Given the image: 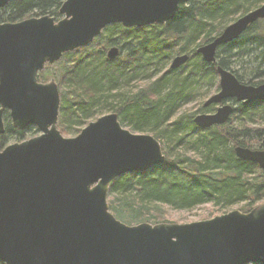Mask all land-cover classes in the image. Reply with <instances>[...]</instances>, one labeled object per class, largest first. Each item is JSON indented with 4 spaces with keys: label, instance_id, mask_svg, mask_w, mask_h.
I'll return each mask as SVG.
<instances>
[{
    "label": "water",
    "instance_id": "obj_1",
    "mask_svg": "<svg viewBox=\"0 0 264 264\" xmlns=\"http://www.w3.org/2000/svg\"><path fill=\"white\" fill-rule=\"evenodd\" d=\"M10 0H0V8ZM180 0H63L60 18L43 14L0 22V134L3 114L11 125L40 132L0 148V262L3 264H247L264 263V201L247 211L232 209L191 222L127 224L109 209L110 183L165 161L158 138L122 125L115 111L89 121L75 136L57 128L59 90L54 77L38 73L68 51L89 44L112 23L143 27L171 20ZM264 18V2L229 22L196 47L216 62L220 46ZM111 46L106 55L118 56ZM189 58L171 59L178 68ZM218 90L198 112L199 128L228 120L235 103L264 101V82L243 83L216 65ZM238 158L264 173V149L236 145Z\"/></svg>",
    "mask_w": 264,
    "mask_h": 264
},
{
    "label": "trees",
    "instance_id": "obj_2",
    "mask_svg": "<svg viewBox=\"0 0 264 264\" xmlns=\"http://www.w3.org/2000/svg\"><path fill=\"white\" fill-rule=\"evenodd\" d=\"M62 1L10 0L0 8V22L56 16ZM262 2L180 0L171 20L144 27L109 24L91 43L64 53L55 63L54 76L63 89L60 128L65 130V121L81 120L102 100L110 99V109L117 112L121 123L127 120L136 131L174 140V148L182 146V151L172 156L166 149L163 163L142 172L124 173L110 183L107 200L117 217L154 223L161 220L157 215L161 204L188 209L198 203L226 208L243 202L240 209L247 211L262 200V169L253 161L238 158L234 147L264 149V101L237 103L225 123L204 129L193 121L196 111L179 112L171 119L175 106L188 98L194 86L213 79L218 88L216 65L229 69L243 83L264 82V18L219 47L216 62H205L195 51L238 15ZM114 45L122 52L109 59L106 49ZM180 53H188L189 58L178 68L168 66L163 72L147 73L141 85H129L131 80L141 79V69ZM202 104L200 101V108L214 106ZM3 121L0 148L11 136L23 139L26 131L14 128L7 112Z\"/></svg>",
    "mask_w": 264,
    "mask_h": 264
},
{
    "label": "rangeland",
    "instance_id": "obj_3",
    "mask_svg": "<svg viewBox=\"0 0 264 264\" xmlns=\"http://www.w3.org/2000/svg\"><path fill=\"white\" fill-rule=\"evenodd\" d=\"M107 49H106V52H107ZM106 52H105V54H106ZM121 52H122V49L119 48L118 54H120ZM172 58L157 59L155 61V63L149 65L147 69H141V73H142V76L140 75L141 79L131 80L129 82V85H134V84L141 85L145 81V74H147V73L152 72L153 74H157V73L165 71V69L170 65ZM60 59L57 60L55 63L59 62ZM55 63H54V65L47 67L41 75L39 74L40 80L44 81L48 77H54L55 78L56 75L54 76V73L57 70ZM55 80H56L57 85H58L59 98L61 101L60 92L62 93L63 89H62V86H60V84H58V81L56 78H55ZM217 81H218V75H217ZM217 89L218 88L216 87L215 82H213V79L209 82L203 81L200 83V85L194 86V88H192V90L189 92L190 94H189L188 98L182 102H179L175 106L174 114L172 115L171 119H175L176 116L179 114V112L181 113V112H186V111H196L195 113H198L201 111H208V112L214 111L216 109V105L211 106V108H200L199 102L204 101L208 96L215 93L217 91ZM109 102H110V99L107 101L102 100L92 110V112L90 114L83 117L81 120L78 119L76 121H74V120L65 121V130L60 128V111L61 110L59 107L56 126L64 136H69V137L75 136L76 134L79 133L81 128L84 127L89 121L95 120L99 115H102V114L107 113L109 111H113L110 109ZM6 112L8 114V111H6ZM6 112L4 113V115L6 114ZM8 116H9V114H8ZM9 119H10V116H9ZM184 119L185 118H183V120ZM234 121H236V118L234 119ZM122 125L128 129H130L131 131L136 132V130L131 127V125L129 124V122L127 120H123ZM25 129H26V131H25L24 138H29V137L35 136L40 132V130L35 125L27 126ZM137 132H140V131H137ZM145 132H147V131H145ZM148 133L153 134L152 132H148ZM17 140H20V139H17L14 136H11L8 139V143H12V142L17 141ZM158 140L160 141V143L162 145L163 152L167 149L166 151H167L168 155L172 156L175 153L182 151L181 150L182 146L181 147L179 146L176 148H174L172 146L174 144V140L171 141V140L167 139L166 141H164L160 136L158 137ZM164 154H165V158H166V153L164 152ZM263 201H264V197L259 202H263ZM242 205H243V202H235L232 205H230L229 207L219 208V207L214 206L212 202H206V203H198V204H196V205H194L188 209H174V208L169 207L167 205L161 204V205H159L161 207V209H160L161 212L157 213V215L160 217L161 220H159L158 222L183 223V222L197 221V220H201V219L211 218L215 215L225 213V212L230 211L232 209H240L242 207ZM110 210L115 215V213H114L115 211H114L112 206H111ZM118 218L127 224H134L136 222H139L138 220H129V219H127L126 216L118 217ZM141 221H148L149 222V220H141Z\"/></svg>",
    "mask_w": 264,
    "mask_h": 264
},
{
    "label": "flooded vegetation",
    "instance_id": "obj_4",
    "mask_svg": "<svg viewBox=\"0 0 264 264\" xmlns=\"http://www.w3.org/2000/svg\"><path fill=\"white\" fill-rule=\"evenodd\" d=\"M56 18H59L60 16L58 14H56L55 16ZM119 55V54H118ZM52 66V65H51ZM48 66H46L39 74H41ZM39 74H38V80H40L39 78ZM49 78V77H48ZM47 79V78H46ZM40 81H43V80H40Z\"/></svg>",
    "mask_w": 264,
    "mask_h": 264
}]
</instances>
